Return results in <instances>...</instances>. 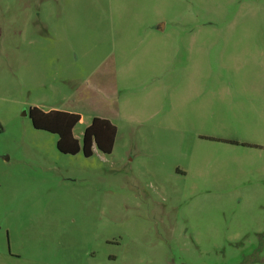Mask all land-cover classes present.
I'll return each mask as SVG.
<instances>
[{"label":"rangeland","instance_id":"374dc122","mask_svg":"<svg viewBox=\"0 0 264 264\" xmlns=\"http://www.w3.org/2000/svg\"><path fill=\"white\" fill-rule=\"evenodd\" d=\"M0 264H264V0H0Z\"/></svg>","mask_w":264,"mask_h":264},{"label":"trees","instance_id":"16d2710c","mask_svg":"<svg viewBox=\"0 0 264 264\" xmlns=\"http://www.w3.org/2000/svg\"><path fill=\"white\" fill-rule=\"evenodd\" d=\"M28 117L34 129L57 137L56 149L61 154L73 156L81 152L84 158H89L93 150L105 155L112 152L116 127L106 119L92 118L78 141L73 136V129L80 121L77 114L57 110L44 112L33 107L29 109Z\"/></svg>","mask_w":264,"mask_h":264},{"label":"water","instance_id":"95a60500","mask_svg":"<svg viewBox=\"0 0 264 264\" xmlns=\"http://www.w3.org/2000/svg\"><path fill=\"white\" fill-rule=\"evenodd\" d=\"M28 114L26 112L23 113V116H27Z\"/></svg>","mask_w":264,"mask_h":264},{"label":"crops","instance_id":"0c3cea01","mask_svg":"<svg viewBox=\"0 0 264 264\" xmlns=\"http://www.w3.org/2000/svg\"><path fill=\"white\" fill-rule=\"evenodd\" d=\"M98 118V117H97ZM101 119H104V118H101ZM107 120V119H106ZM109 121V120H108ZM110 122V121H109ZM111 123V122H110ZM74 136V135H73ZM75 138V137H74Z\"/></svg>","mask_w":264,"mask_h":264}]
</instances>
